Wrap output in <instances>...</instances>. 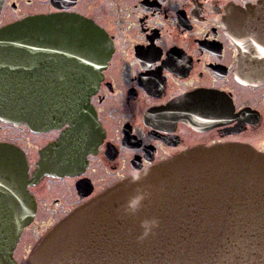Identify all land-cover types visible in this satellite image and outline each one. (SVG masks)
<instances>
[{
  "label": "water",
  "instance_id": "1",
  "mask_svg": "<svg viewBox=\"0 0 264 264\" xmlns=\"http://www.w3.org/2000/svg\"><path fill=\"white\" fill-rule=\"evenodd\" d=\"M106 43L80 16L35 14L0 27V118L37 129L70 124L30 177L24 152L0 142V264H18L13 247L36 210L27 185L80 163L73 111L97 86ZM27 264H264V153L223 144L160 160L69 211Z\"/></svg>",
  "mask_w": 264,
  "mask_h": 264
},
{
  "label": "flooded vegetation",
  "instance_id": "2",
  "mask_svg": "<svg viewBox=\"0 0 264 264\" xmlns=\"http://www.w3.org/2000/svg\"><path fill=\"white\" fill-rule=\"evenodd\" d=\"M259 1L0 0V27L35 14L80 16L105 35L108 52L96 88L83 108L73 111L81 126L73 143L81 147L80 163L70 175L44 173L27 185L36 210L13 247L18 264L27 263L31 240L19 247L21 253L17 246L40 208L53 212L44 220L48 224L70 210L71 205L55 210L64 204L62 197H53L52 203L38 199L33 190L40 182L65 181L78 206L187 149L240 144L264 153V13ZM238 27L240 48L234 36ZM69 127L68 121L37 129L0 119V142L22 149L30 177L42 149ZM99 168L111 177L95 190ZM36 230L29 234L34 245L46 232Z\"/></svg>",
  "mask_w": 264,
  "mask_h": 264
},
{
  "label": "rangeland",
  "instance_id": "3",
  "mask_svg": "<svg viewBox=\"0 0 264 264\" xmlns=\"http://www.w3.org/2000/svg\"><path fill=\"white\" fill-rule=\"evenodd\" d=\"M108 23L111 24V20L108 19ZM19 140H21L20 142H22L21 138ZM29 154L33 155V160L36 159L35 151L32 152V150L30 149L29 150ZM98 170H99V174H95V176H97V178H95L96 179L95 190H99L100 189V185H102L103 182H105V180L107 181L111 177V173L105 172V169L99 168ZM28 186H30V185H28ZM33 192L35 193V195L37 196L38 199L42 200V202L44 200H46L47 202H51L52 198L55 197V196L62 197L61 199H63L65 205L64 204L56 205L55 210L58 209L59 211H61L62 208L66 207V206H69V205H71L69 207L70 210H72L73 208L76 207L75 203H76L77 200H75V198H73L74 195H73L72 191H70V189L67 187V184H66L65 181L51 183L49 186L48 185L45 186L44 184H41V182H40L39 186L34 188ZM70 210H68V211H70ZM68 211L64 215H62V217L65 216L68 213ZM51 212H52L51 209L42 210L40 208V212L37 214L34 222H32V224L25 229V231H24V233H23V235L21 237L20 243L17 246V253H21L22 252L21 251V249H23L22 244L24 245V247H26V244L28 243L29 240H31L29 246L32 247L30 249L32 251V249L35 247L34 244L36 243V241L34 242L32 240L33 237L31 238V236H29L30 231L35 229V227H37V230L35 232L38 233V234L41 233V235H43V233L45 231H47L53 225V223H51V222L48 224V223H46L44 221L46 218L48 219L50 216H53V212L52 213ZM29 224H27V225H29ZM38 225H42V226H40L39 229H38ZM39 238H36V240L39 239ZM19 247H22V248L19 249ZM18 250H19V252H18ZM31 251H30V253H31ZM30 253H29V255H30Z\"/></svg>",
  "mask_w": 264,
  "mask_h": 264
},
{
  "label": "clouds",
  "instance_id": "4",
  "mask_svg": "<svg viewBox=\"0 0 264 264\" xmlns=\"http://www.w3.org/2000/svg\"><path fill=\"white\" fill-rule=\"evenodd\" d=\"M138 200H139V197H137V198H135L131 203H132V205L133 206H135V204L138 202ZM153 223H155L154 221H153ZM148 224H147V222L145 223V229H146V232H147V230H148Z\"/></svg>",
  "mask_w": 264,
  "mask_h": 264
}]
</instances>
